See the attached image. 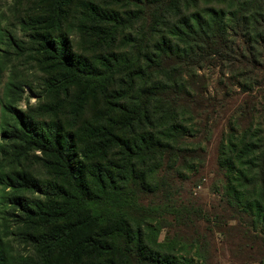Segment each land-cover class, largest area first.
Returning <instances> with one entry per match:
<instances>
[{
	"label": "trees",
	"instance_id": "1",
	"mask_svg": "<svg viewBox=\"0 0 264 264\" xmlns=\"http://www.w3.org/2000/svg\"><path fill=\"white\" fill-rule=\"evenodd\" d=\"M94 1L82 0L76 29L83 39H90L89 34L96 38L95 44L105 50L95 60L74 52L64 31L75 0H37V12L23 22L34 32L40 62L51 76L48 87L64 95L77 116L87 98L101 93L110 99L108 81L117 76L140 93L125 107L109 104L102 95L107 111L73 133L60 122L40 121L19 109L23 89L12 80L4 84L0 163L9 146L19 156L39 151L49 179L42 183L23 170L7 173L0 164V264H195L192 258L180 260L149 243L157 231L149 224L151 208L139 197L156 194L153 162L174 151L181 154L180 147L171 144L188 132L173 116L156 117L153 109L157 103L172 115V105L191 95L202 80L198 72L208 64H219L245 91L260 87L256 76L264 70V0H204L213 4L204 8L197 0H125L139 8L150 6L151 13L146 31L128 35L136 54L143 52L142 63H131L124 72L130 63L121 66L117 31L132 28L134 22H124L104 0H99L101 6ZM11 40L0 20V84L5 71L1 51ZM75 86L84 87L78 93ZM239 135L230 131L228 144L237 140V158L245 168L236 170L237 185H226L225 197L264 232V116ZM227 164L231 170L232 160ZM35 192L42 197L23 195ZM15 207L26 229L22 237L37 251L27 258L14 254L4 240V223Z\"/></svg>",
	"mask_w": 264,
	"mask_h": 264
},
{
	"label": "rangeland",
	"instance_id": "2",
	"mask_svg": "<svg viewBox=\"0 0 264 264\" xmlns=\"http://www.w3.org/2000/svg\"><path fill=\"white\" fill-rule=\"evenodd\" d=\"M36 1L0 0V20L12 36L11 42L1 51L5 71L0 84V96L7 81L18 83L23 89L17 100L19 109L40 121L60 122L65 130L73 133L81 131L85 123H94L102 112L107 111L109 105H105L103 96L113 106L125 107L133 103L140 92L120 76L108 81L110 86L106 94L111 96L110 99L101 93H97L93 100L87 98L80 116L66 102L64 95L57 91L51 92L48 87L51 76L46 66L40 62L42 58L32 38L34 32L23 25L28 15L37 12ZM104 1L110 9L119 13L124 22H134L132 28L126 26L117 31V43L120 46L118 54L122 59L120 65L124 68L125 62L130 63L126 69H122L124 72L130 69L131 63H142L143 52L136 54L131 48L135 47L134 41L128 35L135 36L138 30L143 32L148 29L151 7L139 8L125 0ZM81 2L82 0H75V10L71 8L64 31L71 40L74 52L95 60L94 56L105 53V50L95 44L96 38L91 37L89 32L90 39L80 36L77 29L81 23ZM94 2L101 6L99 0ZM205 3L204 0H197V4L202 5L201 8L213 5ZM195 4L196 2L190 6L192 11ZM218 5L221 4L215 6ZM222 5L227 8L225 4ZM132 8L135 9L134 12L129 13ZM109 27L108 25L105 29L109 30ZM86 30L88 31L87 27ZM149 45H154L152 39ZM154 53L157 55L158 51ZM259 69L262 68L258 67L257 70ZM198 74L202 80L196 87H192L191 95L178 98L177 103H173L172 115L167 111L163 113L157 103L153 109L156 117L166 119L167 116H173L176 123L187 126L188 132L178 144H171L173 147H180L181 154H175L174 151L164 154L160 161L153 162L156 194L150 198L145 195L139 197L143 206L151 208L153 215L150 214L152 218L149 224L157 231L149 243L152 248H162L164 252L180 260L181 257L192 258L195 264H264V232L254 224L251 216L225 197L226 185L230 182L237 185L233 178L236 170L245 168L241 159L237 158V140L232 139L234 144H228L229 133L233 131L234 135L240 136L239 131L254 125L259 116H264V70L257 72L256 76L258 84L262 85H256L252 89L249 87L247 91L241 89L238 80L222 70L217 63L208 64ZM81 87L84 86L74 89H78L77 92L80 93ZM83 99L82 97V101ZM78 102L81 103L80 100ZM52 105L55 106L50 108ZM155 130L158 131L159 127ZM9 148L8 155L2 156L0 163L5 172L23 170L41 179L42 183L49 179L41 152L30 150L19 156L11 146ZM185 149L196 151L185 152ZM230 160L233 162L231 170L227 168ZM23 195L32 199L42 197L38 192ZM13 212L14 215H8L9 220L4 223V240L19 257L35 255L36 249L22 237V232L26 229L23 222H19L21 210L15 207ZM143 228L149 233L146 225Z\"/></svg>",
	"mask_w": 264,
	"mask_h": 264
}]
</instances>
